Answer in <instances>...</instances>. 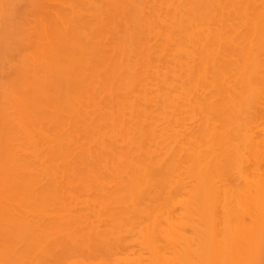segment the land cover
<instances>
[{"label":"bare ground","instance_id":"obj_1","mask_svg":"<svg viewBox=\"0 0 264 264\" xmlns=\"http://www.w3.org/2000/svg\"><path fill=\"white\" fill-rule=\"evenodd\" d=\"M0 264H264V0H0Z\"/></svg>","mask_w":264,"mask_h":264}]
</instances>
